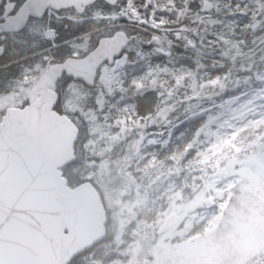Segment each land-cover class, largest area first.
I'll return each instance as SVG.
<instances>
[{
    "label": "rangeland",
    "instance_id": "rangeland-1",
    "mask_svg": "<svg viewBox=\"0 0 264 264\" xmlns=\"http://www.w3.org/2000/svg\"><path fill=\"white\" fill-rule=\"evenodd\" d=\"M11 1L17 6L20 0ZM197 1L201 10L206 3L210 4L211 11L198 17L193 25L189 21L187 25L178 28L165 25L162 29L166 35L178 34V39L181 35L185 42L181 43L186 47V53H191L194 57L198 54V46L190 48L188 43L193 44L189 37L202 39L197 29L200 20L201 25L210 20L214 21V27L224 34L232 33L242 24L245 27H260V23L254 20L258 14H253L249 22L244 10L242 15L237 12L234 19L213 20L216 13H224L223 11L233 6L231 0ZM259 1L262 5L254 3V11L264 12V0ZM138 3L140 4V0ZM155 4L156 6L153 4L152 7H156V12H159L157 0ZM139 6L143 8L141 11L146 13L143 2ZM118 10L113 13L115 19H119ZM48 21L59 24L60 18L51 14L50 17L47 16L46 21L31 22L17 37H9L2 42L7 49L5 50L15 53L21 48L49 39L48 32L51 28L45 27ZM167 38L171 39L169 36ZM214 38L209 44L212 49L215 47L226 55L235 51L236 44L230 37L219 35ZM96 39L86 38L84 42L73 45L74 53L89 51ZM151 43L154 42L150 38L145 45ZM161 48L163 54L168 57L169 48ZM127 51L139 53L137 44L129 45ZM52 58L47 52L46 56L38 59L41 60V65L37 67L39 73L48 67ZM126 64L102 67L96 86L91 89L70 79L62 81L56 88L60 92L58 108L74 121H83L88 128L89 139L82 150L85 162L78 169L77 176L87 177L86 179H90L97 188L103 200L113 240L110 244L98 247L95 252L75 264H249L257 259L264 249V129L259 128L264 126V116L250 126L244 124V119L242 122L241 119L234 120L231 125L228 123L230 119L242 116L238 110L243 106H238L231 114H223L228 119H222L221 125L216 123L217 131L212 133L211 140L209 137L213 122L208 120L199 131L203 133L206 142L198 163L191 162L184 169L175 171H161L164 174L162 181H166L164 183L152 179L158 174L157 170H153L150 174L153 175L151 179L154 184H150L149 179L148 186L139 184L133 187L129 182L131 175L127 161L138 160L140 151L146 146L165 143L167 145L170 137L169 134L167 139L162 141L160 135H163L164 131L148 130L149 127L162 123L165 126L177 125L174 120L167 118L171 111H175L174 106L176 109L183 107L184 112L190 111L188 114H193L192 116L197 115L198 111L206 108L201 105L206 101L203 98L210 96V101L219 91L216 90L214 82H199L192 73L175 74L168 65L153 75L152 87L161 96V106L154 116L149 115L140 122L124 118L115 121V116L111 118L107 114H101L102 107L108 92L114 91L110 88L111 81L115 83L119 80L118 75ZM28 72L30 73L27 80L9 81L8 84L5 82V88H10V92H1L0 122L6 108L23 106L32 101L31 89L38 76H34L35 71ZM262 80L264 65L255 76L252 87H256ZM226 85H222L220 91H223ZM252 98L255 105L260 108L264 106V102L257 96ZM225 107L226 104L219 110L221 114L227 108ZM246 108L247 106L243 109ZM210 118L213 121L218 120L216 116ZM252 128H255L253 133H248ZM167 131L171 132L170 128ZM250 139L251 142L248 143ZM193 143H199L198 137H194ZM214 173L219 179L211 181L213 184L210 185L209 191L204 179ZM173 213L180 216L179 220L171 228L161 232L164 220Z\"/></svg>",
    "mask_w": 264,
    "mask_h": 264
},
{
    "label": "water",
    "instance_id": "water-1",
    "mask_svg": "<svg viewBox=\"0 0 264 264\" xmlns=\"http://www.w3.org/2000/svg\"><path fill=\"white\" fill-rule=\"evenodd\" d=\"M1 1V0H0ZM96 0H25L15 14L8 9L0 23V35L20 32L29 18L41 19L45 11L75 8L82 14ZM112 3L111 0H104ZM210 5H205L207 12ZM129 39L123 33L99 41L81 59L68 58L47 69L34 86L39 96L22 109H7L0 124L6 134L0 138V159L15 164L23 161L12 180L13 198L8 202L7 219L18 234L8 241L6 259L25 264H70L104 238L105 212L101 199L89 182L67 186L61 169L74 159L77 128L71 120L53 110L57 95L49 91L65 74L93 86L99 67L119 58ZM178 216H168L161 227L167 229Z\"/></svg>",
    "mask_w": 264,
    "mask_h": 264
},
{
    "label": "trees",
    "instance_id": "trees-1",
    "mask_svg": "<svg viewBox=\"0 0 264 264\" xmlns=\"http://www.w3.org/2000/svg\"><path fill=\"white\" fill-rule=\"evenodd\" d=\"M231 1L234 7L232 6L229 10L223 11L224 13H216L213 20L234 19L237 17V12L239 15H242L241 12L244 10L245 15H248L249 22L253 14H258L254 17V20H256V23H260V27L249 25L245 27L242 24L232 33L224 34L220 29L218 30L214 27V21L205 20L208 22L202 25L200 24L199 26V34H201L202 37V39L199 38L197 40L198 47L196 50L199 56L194 57L179 49L173 48L171 49L169 58L155 53H148L143 61L137 62L135 65H125L122 72L118 75L119 80L115 81L113 85L114 91H109L107 94L101 114H107V116L111 118L115 116V121H120L124 118L125 120H134L136 122H140L149 115L154 116V113L157 112L159 106H161V96L158 95L157 91L152 87L153 75L168 65L172 67V72L175 74L179 72L180 74L182 72L187 74L192 73L196 75L199 82L206 81L215 83L217 86L216 90L219 91L218 95L213 96L210 101V96L204 97L203 99L206 101L201 104L203 106L211 105L221 100L224 96L241 92L252 86L255 76L264 65V47L257 51L264 43V15L262 16L264 12L254 11V3L257 5H262V3H260L259 0L254 2L253 0ZM157 2L159 5L157 19L164 20L168 27L178 28L187 25L189 21L193 24L198 17L203 15L200 3L197 0H157ZM236 4L238 8H236ZM111 22H113V19H88L83 24L63 25V27L57 31L55 43L59 44L74 39L102 28ZM54 27L53 25V28ZM132 35L135 36V42L139 53L129 52L130 61L138 60L140 56L146 52L147 47L145 46V42L148 39L147 35L136 30L132 32ZM219 35L230 37L231 41L236 44V49L231 55H226L224 52L217 51L215 47L213 49L210 47L209 44L211 41L215 40L214 36ZM50 46V42L47 41L36 47L21 48L15 53H8L6 51L5 54L0 57V67H2L0 68V86L5 87L3 82H18L26 79L27 75L30 73H26L27 68L34 66L38 58H29L8 65L10 62L42 51ZM85 53L86 52L75 54L72 45L66 44L54 48L51 55L55 60H63L65 57L74 54L82 57ZM38 61V65H41V60ZM244 81L246 84H243ZM222 85H226V87L223 91H220ZM243 104L244 103L239 100L236 107ZM173 109H175V111H171L167 118L175 122L182 120L190 112H184L183 107L176 109V106H174ZM56 110L62 113L59 108H56ZM191 111H193V109ZM210 116H216L218 120L216 119V121H213ZM222 116L223 115L220 114L217 109L206 111L176 126L172 131L169 144L164 147H142L143 149L140 151V156H138L140 158L138 160L130 159L127 161L129 163V172L131 175V178H129L130 185L133 187L139 184L145 187L148 186V181L151 179V176H153L150 172L153 170H157L158 174H155L152 179L158 180L159 183H164L166 181H162L164 174L160 173L161 171H175L176 169H184L186 165L191 162L198 163L203 155L204 142H206L203 138V133H199L200 129L211 119L213 122L211 126V135L209 137L211 140L212 133L217 129L216 123H220ZM245 118L247 117L242 116L241 121ZM74 122L79 130L78 137L74 144L75 159L63 170L68 186L72 188L85 181H90V179H86L87 177L77 176L78 169H80L82 163L85 162L84 152L82 150L87 139H89L88 128L83 121L76 119ZM170 127L171 124L165 126V124L162 123L155 127L151 126L148 130L163 131ZM254 130L252 128L248 133H253ZM160 136L161 139H165L167 137V132L164 131L163 135ZM194 137H198L199 143H193ZM152 179L149 182L150 184H154V180L152 181ZM106 241L105 244L112 241L110 233ZM261 263L264 264V250L257 259H254L249 264Z\"/></svg>",
    "mask_w": 264,
    "mask_h": 264
},
{
    "label": "flooded vegetation",
    "instance_id": "flooded-vegetation-1",
    "mask_svg": "<svg viewBox=\"0 0 264 264\" xmlns=\"http://www.w3.org/2000/svg\"><path fill=\"white\" fill-rule=\"evenodd\" d=\"M24 1L25 0L18 1V5L21 6ZM111 1H112V3H105V2H103L101 0H96V2L92 6L84 8V12L82 14H79L78 11L75 8H72V7L71 8H68V9H65V10H58V11L54 10L53 8H51L52 10L49 13V17H50L51 14H53L55 17L60 18L59 24H55L52 21L51 22L48 21L47 23H45V27L46 28L50 27L51 30L54 32L52 41H50L47 38V40H41L38 44L36 43V44H34L32 46H29V47H36L37 45H39L41 43H45V42L48 41V42H50V45L51 46L49 48H47V49H49L47 52L49 53V55H51V53H53V49H54L53 46H52V44H54L55 41H56L57 31H59L63 27V25L66 26L68 24H70V25L71 24H83V23H85L89 19V15H91V18H95V19L96 18H99L101 16H104V15H106L105 17H108L107 15L108 14H111L114 11H116L118 9V7H120V5L122 4V2L124 0H111ZM9 3H10L9 0H1V2H0V23L3 22L2 18L4 16V14L6 13V11L8 9L11 10V7L9 6ZM104 10H105V12H104ZM14 13L15 12H11V14H14ZM103 13H105V14H103ZM94 15H99V16H94ZM67 16H72L73 18L70 19ZM46 18H47L46 15L42 19H31V18H29V20L27 22V26L31 22H33V21H38V22L46 21ZM75 18L77 20H75ZM53 25L55 26L54 28H53ZM27 26H26V28H27ZM24 30L20 31L17 34H2V35H0V57H2V55H4L5 52H6V50L4 48L5 45H3L2 42H4V40L8 39L9 37L10 38L17 37ZM126 30H127L126 28H110V29H107V30H103V31H99L97 33H94L93 35H91L89 37L85 36L86 35L85 34V35H83L85 37H82V35H81V36H79L80 37L79 39H77L76 41H74L73 43H70V44L72 46L73 45H76V44H80V43L84 42L86 40V38H87V40H91L93 38H100L98 40H95V42H98L101 39L111 38L114 35H116L117 33H119L120 31H126ZM49 37L50 38L52 37L51 34H49ZM89 38H91V39H89ZM65 42L66 41L61 42L59 44L56 43V44H58L59 45L58 47H60V46L66 45ZM47 49H44V51L47 50ZM47 52H44L43 54H39L37 56H33L32 58H38L39 59L42 56H46L47 55ZM32 58H30V59H32ZM66 58L67 57H65L63 60H55V59L52 58V61L49 63V65H48L47 68H49V66H51V65L52 66L55 65L57 62L58 63L63 62ZM3 66H5V65H3ZM37 67H38V60H37V63L34 66L27 68V71H36L37 70ZM47 68H45L44 70H46ZM66 79H68V78L63 77L59 82H57V84L54 87V90H56L59 93V95H60V92L56 89L57 88V85L59 83H61L62 81L66 80ZM3 83L5 84V82H3ZM7 84H8V82H7ZM0 88H2V87L0 86ZM216 171L217 170H213V172H216ZM216 173H219V172L217 171ZM95 250H96V248L95 249H91V251L89 253H87L86 255L95 252Z\"/></svg>",
    "mask_w": 264,
    "mask_h": 264
},
{
    "label": "snow or ice",
    "instance_id": "snow-or-ice-1",
    "mask_svg": "<svg viewBox=\"0 0 264 264\" xmlns=\"http://www.w3.org/2000/svg\"><path fill=\"white\" fill-rule=\"evenodd\" d=\"M5 134L3 130H0V138ZM22 166L23 161L11 164L0 159V264H25L19 259L5 258L8 241L18 234L17 226L7 219V205L14 196L12 180L19 175Z\"/></svg>",
    "mask_w": 264,
    "mask_h": 264
},
{
    "label": "bare ground",
    "instance_id": "bare-ground-1",
    "mask_svg": "<svg viewBox=\"0 0 264 264\" xmlns=\"http://www.w3.org/2000/svg\"><path fill=\"white\" fill-rule=\"evenodd\" d=\"M51 36H52V34H51ZM262 93H263L262 95L264 96V89H263ZM263 114H264V110H259L255 116H253V114H252L251 116L245 118L244 123H246V125H247L251 122H255L257 119H259L261 116H263Z\"/></svg>",
    "mask_w": 264,
    "mask_h": 264
}]
</instances>
